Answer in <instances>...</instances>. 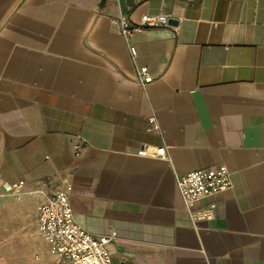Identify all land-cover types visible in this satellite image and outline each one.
Masks as SVG:
<instances>
[{
  "label": "crops",
  "instance_id": "crops-1",
  "mask_svg": "<svg viewBox=\"0 0 264 264\" xmlns=\"http://www.w3.org/2000/svg\"><path fill=\"white\" fill-rule=\"evenodd\" d=\"M143 15L177 23L121 33ZM218 165L232 187L194 221L177 180ZM64 177L113 264H264V0H0V225L44 240Z\"/></svg>",
  "mask_w": 264,
  "mask_h": 264
},
{
  "label": "built area",
  "instance_id": "built-area-1",
  "mask_svg": "<svg viewBox=\"0 0 264 264\" xmlns=\"http://www.w3.org/2000/svg\"><path fill=\"white\" fill-rule=\"evenodd\" d=\"M168 21L166 15H143L141 24L134 25L126 17H122L118 25L121 33L126 36L132 31L167 27ZM131 53L133 56L137 55L136 47H131ZM153 79L148 67L137 69V80L140 83H149ZM150 121L155 123V117H151ZM77 148L76 155H80V147ZM139 154L166 158V148H157L152 153L143 148ZM21 184L22 182L8 184L7 189L14 192ZM232 184V174L226 165L192 170L177 180L178 189L194 221L213 220L214 205L194 210L195 204L226 191ZM72 191L70 178L64 177L39 208V231L48 246L49 254L66 264H113L108 245L116 237V233L96 235L82 226L72 207Z\"/></svg>",
  "mask_w": 264,
  "mask_h": 264
},
{
  "label": "rangeland",
  "instance_id": "rangeland-1",
  "mask_svg": "<svg viewBox=\"0 0 264 264\" xmlns=\"http://www.w3.org/2000/svg\"><path fill=\"white\" fill-rule=\"evenodd\" d=\"M26 230H31V227H27ZM28 237L29 239L25 240L12 224L0 225V264H30L38 252L41 258L48 256L46 242L40 235L35 238ZM38 242L40 245L39 249L37 248ZM53 264L66 263L55 259Z\"/></svg>",
  "mask_w": 264,
  "mask_h": 264
},
{
  "label": "water",
  "instance_id": "water-1",
  "mask_svg": "<svg viewBox=\"0 0 264 264\" xmlns=\"http://www.w3.org/2000/svg\"><path fill=\"white\" fill-rule=\"evenodd\" d=\"M169 24H176L177 23V21H175L174 19H169Z\"/></svg>",
  "mask_w": 264,
  "mask_h": 264
}]
</instances>
